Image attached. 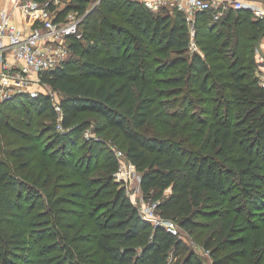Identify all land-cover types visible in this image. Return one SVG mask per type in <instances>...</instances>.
Returning a JSON list of instances; mask_svg holds the SVG:
<instances>
[{
	"label": "trees",
	"instance_id": "1",
	"mask_svg": "<svg viewBox=\"0 0 264 264\" xmlns=\"http://www.w3.org/2000/svg\"><path fill=\"white\" fill-rule=\"evenodd\" d=\"M38 1L59 18L87 3L58 9ZM99 11L80 22L81 37L65 38L68 57L40 74L59 96L14 95L7 102L23 105L25 119L0 110V264H170L173 255L178 264H204L178 234L151 226L114 183L117 151L104 150V165H84L104 145L83 137L90 125L121 138L122 156L143 171L142 192L161 201L164 219L196 232L205 191L233 203L237 218L204 246L211 264H239L264 216V88L254 75L264 18L230 5L217 19L211 8L189 19L142 0H103ZM163 96H174L173 109ZM33 116L50 123L34 125ZM46 133L54 141L44 147ZM82 141L89 147L77 155Z\"/></svg>",
	"mask_w": 264,
	"mask_h": 264
},
{
	"label": "built area",
	"instance_id": "2",
	"mask_svg": "<svg viewBox=\"0 0 264 264\" xmlns=\"http://www.w3.org/2000/svg\"><path fill=\"white\" fill-rule=\"evenodd\" d=\"M143 1L153 10L165 5L184 10L189 19L193 18L192 14L197 10L214 9L217 19L230 5L235 8L246 5L240 0L223 4L219 0ZM253 12L264 18V7H254ZM17 14L23 18L24 26L19 25ZM57 16L56 11L50 9L49 3L38 0H16L13 7L0 8V101L22 90L37 96L38 91L34 85L41 81L40 74L55 68L68 57L69 48L64 40L69 35L81 37V19L77 11H69L63 18ZM260 58L264 63V53ZM57 109L60 110V107L57 106ZM117 152L123 155L121 150ZM125 181L129 182L128 178ZM155 207L156 204L145 206L141 211L153 219L156 218ZM172 222L160 219L155 225L163 224L169 231L178 234L177 228L171 226Z\"/></svg>",
	"mask_w": 264,
	"mask_h": 264
},
{
	"label": "rangeland",
	"instance_id": "3",
	"mask_svg": "<svg viewBox=\"0 0 264 264\" xmlns=\"http://www.w3.org/2000/svg\"><path fill=\"white\" fill-rule=\"evenodd\" d=\"M143 1V0H142ZM233 0H219L221 4L223 3H229ZM244 2L246 5L243 7H246L253 11L254 7H264V0H240ZM74 5V2L72 0H54V5L56 8H62L65 7V5ZM103 0H87L86 7L78 8L79 11L78 17L81 19V21L84 19V17L88 14L100 15L99 8L102 6ZM146 4V3H145ZM76 6V5H75ZM242 7V8H243ZM82 10V11H80ZM75 11V10H74ZM215 11V10H214ZM194 30L191 27V35L194 37ZM194 40V38H192ZM192 50H198L201 51L199 46L196 44V41L194 40L192 42ZM264 53V38L259 43L257 49H256V55H257V66L254 71V75L258 81V84L260 87L264 88L263 82H264V63L261 61V55ZM166 74H161V77H165ZM164 85L161 84V91H165L166 88H163ZM166 87V86H165ZM34 88H37L38 94L42 92H48V93H54L53 96L57 97L59 96L58 93H56L49 85L45 84L43 80L39 82V84L34 85ZM26 90V89H25ZM27 91V90H26ZM22 90L21 92L16 93L15 95H21V94H29V92H26ZM14 96V95H13ZM12 96V97H13ZM10 98H5L4 100L0 101V110L3 109L4 115L6 117H17L19 119L20 117L26 118L24 114H19L20 109L23 110V105L21 107H17L16 102H7ZM174 96H170L169 98L166 96H163L162 99H164V106H166L168 109L171 108L173 105L172 99ZM6 102L5 105H2V103ZM25 106V105H24ZM27 111V110H26ZM31 114L28 112V117ZM33 122L34 125H36L40 120L44 119L45 122L50 123V119L48 117H39V116H33ZM57 129H59L62 132H66L64 127H60L59 124L56 126ZM157 127V124L155 122H152L150 124L149 133L153 134L155 133L154 128ZM83 137L85 139L92 140L93 143H101L104 142L103 148L100 146H93L92 147V153L93 156H90L86 161L84 162V165L87 166L89 163L92 165L91 167L94 168L97 165H99L102 162V165H104V150L111 148L115 151H119L121 148V138L118 137H107L104 133H99L96 131V128L93 125H90V127L84 132ZM120 138V139H119ZM54 141L53 135L46 133L44 134V137L41 139L42 145L44 144L46 146H50V143ZM83 143L79 142L78 146V154H85L87 152V149L89 146L80 147V145ZM80 147V149H79ZM56 149V148H55ZM5 147L3 146V143L0 141V157L3 159L5 157L4 155ZM64 149H61L59 151L53 150L52 153L55 154V158H59L63 155ZM48 151L47 153H49ZM65 155V154H64ZM40 158V157H39ZM114 162H116V168L113 173L114 177V183L116 185H120L121 187H125L127 190V193L129 197L132 199L133 203L138 207L140 213L146 217V219L151 223V226H155L157 224V220L164 219L165 214L163 212V209L160 208V200L153 199L150 195L147 196L142 192L140 181L142 176V170L138 169L136 166H132L130 162H128L123 156L118 155V152L116 153ZM11 173L13 170H9ZM19 176H23L22 173H17ZM125 178H128L129 182L125 181ZM59 181H64L62 177L59 178ZM168 193V192H167ZM44 196V195H43ZM45 198V196H44ZM41 199L38 203V206L36 210H42L45 207V199ZM204 201L202 204H200L199 207L195 208L194 210L198 212L197 214V220L199 221L200 226L198 227V230L196 232H190L181 226L179 227L177 223L174 221L171 223V226L177 228L178 235L185 240L186 245L188 249H192L196 251L200 257L204 260V264H211L212 261V255L209 249H207L204 246V239L207 237V235H210L215 230L216 233L220 229H222L225 225V223H228L230 219H235V212L234 204L230 203L228 200H224L219 195L213 192L205 191L204 192ZM153 204H156L155 207V217L151 219L150 217H147L141 210L145 206H151ZM237 218V217H236ZM172 221V220H171ZM159 222V221H158ZM163 225V224H162ZM165 227V225H164ZM210 228V229H209ZM217 228V229H216ZM260 231H251L250 232V240L248 244V257L242 261L239 262V264H256L257 260L262 258V264H264V216L260 220ZM117 240L120 238H116ZM180 261V256L173 255L170 259V264H178Z\"/></svg>",
	"mask_w": 264,
	"mask_h": 264
},
{
	"label": "crops",
	"instance_id": "4",
	"mask_svg": "<svg viewBox=\"0 0 264 264\" xmlns=\"http://www.w3.org/2000/svg\"><path fill=\"white\" fill-rule=\"evenodd\" d=\"M15 1L16 0H0V8H11V7H13ZM192 19H194V18H192ZM17 21H18L20 26L21 25L24 26V20L19 14H17Z\"/></svg>",
	"mask_w": 264,
	"mask_h": 264
}]
</instances>
